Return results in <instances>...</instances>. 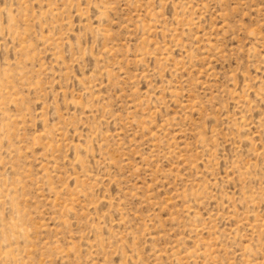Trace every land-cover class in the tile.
I'll return each mask as SVG.
<instances>
[{"label": "rangeland", "instance_id": "rangeland-1", "mask_svg": "<svg viewBox=\"0 0 264 264\" xmlns=\"http://www.w3.org/2000/svg\"><path fill=\"white\" fill-rule=\"evenodd\" d=\"M0 264H264V0H0Z\"/></svg>", "mask_w": 264, "mask_h": 264}]
</instances>
